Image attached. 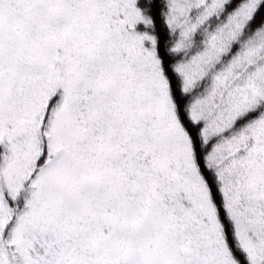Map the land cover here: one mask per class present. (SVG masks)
I'll list each match as a JSON object with an SVG mask.
<instances>
[{"label":"snow or ice","instance_id":"6c2138e0","mask_svg":"<svg viewBox=\"0 0 264 264\" xmlns=\"http://www.w3.org/2000/svg\"><path fill=\"white\" fill-rule=\"evenodd\" d=\"M0 264H264V0H0Z\"/></svg>","mask_w":264,"mask_h":264}]
</instances>
